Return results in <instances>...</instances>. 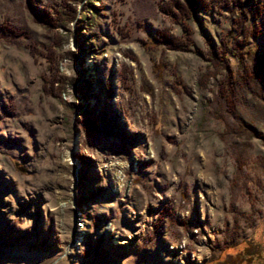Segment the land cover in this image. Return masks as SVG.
Listing matches in <instances>:
<instances>
[{
  "label": "rangeland",
  "instance_id": "rangeland-1",
  "mask_svg": "<svg viewBox=\"0 0 264 264\" xmlns=\"http://www.w3.org/2000/svg\"><path fill=\"white\" fill-rule=\"evenodd\" d=\"M65 1L75 18L51 27L39 13L63 0H0L21 31L0 29V264H264V139L219 93L224 60L264 137V79H247L264 0L180 21L168 0ZM183 23L185 48L154 37Z\"/></svg>",
  "mask_w": 264,
  "mask_h": 264
},
{
  "label": "trees",
  "instance_id": "trees-1",
  "mask_svg": "<svg viewBox=\"0 0 264 264\" xmlns=\"http://www.w3.org/2000/svg\"><path fill=\"white\" fill-rule=\"evenodd\" d=\"M169 3L167 4H162L161 9L165 12L168 13L169 15L175 16L176 20L178 19L180 21V19L184 18V17H189L193 14V12L195 11V9L198 6L207 8L209 6H214L215 4H218L219 2H224L227 3L228 0H168ZM229 1H233V0H229ZM66 1L63 0V6H65L68 9V13L64 14L65 9L62 11L60 9H55L53 11V14H51L47 9H43L40 13H39V19L42 22H45L47 24H49L51 27H55L58 26V24H60V26L64 27L65 23L67 21H71L75 18V8L73 5H70L71 2H69V4H66ZM258 13L260 11V7H258ZM64 14L66 15L63 24L58 23L61 17V15ZM64 17V16H63ZM236 22L237 25L240 26V29H243V33L244 34H250L252 36H257L261 33V30L258 26H256L255 28H250V29H246V27L242 26L243 22L241 20L240 17L236 18ZM0 29L2 31H6L9 33H12L13 35H19L21 34L20 30L14 29L11 26H0ZM182 29L184 31L183 35L181 34V37H176V36H171L168 33L163 32L162 30H159L156 34H155V38L161 42L164 43L165 46L169 47V48H174V49H180V48H185L188 44H190V37H189V29L186 23H183L182 25ZM249 32V33H248ZM246 34V35H247ZM239 44V43H238ZM210 54L212 55L211 57L217 58L218 59V51H214L213 49L210 50ZM219 62V61H218ZM219 64V63H218ZM220 66L222 68H224L225 73H224V77L222 80L223 83V88H219V93H222V97L224 98V101L227 105V109L226 111L229 113L230 116H232L234 119L238 120L242 125H245L246 128H248L251 132H252V136H259L260 138L262 137L264 139V137L259 133H258L248 124H246L243 119L241 118V116L236 112L235 110V100H234V88H235V80L232 78L229 66L227 64V62H225L224 60L222 61V63L220 64ZM219 66V67H220ZM250 70H248L247 73V79L248 80H252V79H259L262 80L264 79V58L263 57H255V62L252 66L249 67ZM59 78H62L61 76H58Z\"/></svg>",
  "mask_w": 264,
  "mask_h": 264
}]
</instances>
